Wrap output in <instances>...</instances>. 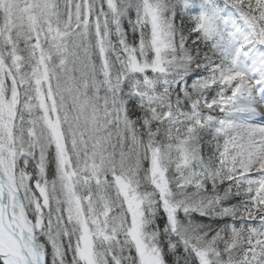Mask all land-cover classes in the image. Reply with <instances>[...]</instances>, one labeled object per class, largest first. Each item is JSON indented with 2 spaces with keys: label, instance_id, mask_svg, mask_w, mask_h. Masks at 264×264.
Instances as JSON below:
<instances>
[{
  "label": "snow or ice",
  "instance_id": "1",
  "mask_svg": "<svg viewBox=\"0 0 264 264\" xmlns=\"http://www.w3.org/2000/svg\"><path fill=\"white\" fill-rule=\"evenodd\" d=\"M0 264H264V0H0Z\"/></svg>",
  "mask_w": 264,
  "mask_h": 264
}]
</instances>
